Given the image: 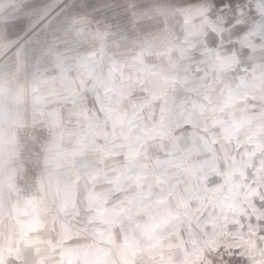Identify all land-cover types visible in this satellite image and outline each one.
I'll list each match as a JSON object with an SVG mask.
<instances>
[{"label":"rangeland","instance_id":"374dc122","mask_svg":"<svg viewBox=\"0 0 264 264\" xmlns=\"http://www.w3.org/2000/svg\"><path fill=\"white\" fill-rule=\"evenodd\" d=\"M213 3L0 0V264H264V0Z\"/></svg>","mask_w":264,"mask_h":264},{"label":"built area","instance_id":"2783aa9c","mask_svg":"<svg viewBox=\"0 0 264 264\" xmlns=\"http://www.w3.org/2000/svg\"><path fill=\"white\" fill-rule=\"evenodd\" d=\"M46 136V130L24 124L18 131L19 150L17 151L18 164L12 168L17 187L23 195H34L41 189L42 154L30 142L40 143ZM41 178V179H40Z\"/></svg>","mask_w":264,"mask_h":264},{"label":"crops","instance_id":"0c3cea01","mask_svg":"<svg viewBox=\"0 0 264 264\" xmlns=\"http://www.w3.org/2000/svg\"><path fill=\"white\" fill-rule=\"evenodd\" d=\"M4 54L0 48V72L3 68H7V64L5 61V57L7 54H5V55ZM6 99L8 101H11L13 105L18 103L16 108H12V110H10L11 108L9 105L5 108L6 110H10V112L8 111L9 117H7L8 118L7 122H9V124L11 126H14V128L16 127V129H17L24 120L23 115H25L24 113L26 112V106L24 104L25 97L23 96L21 90L19 89V90H14L13 92L7 94ZM0 110H1V97H0ZM32 113L35 114L36 112L32 111ZM1 120H2V117H1V113H0V121ZM15 132H16V130H15ZM50 157L51 156H49V158L46 157V159L50 160L51 159ZM48 184H49V181L47 182L46 186H48ZM46 201H47V199H46Z\"/></svg>","mask_w":264,"mask_h":264},{"label":"snow or ice","instance_id":"6c2138e0","mask_svg":"<svg viewBox=\"0 0 264 264\" xmlns=\"http://www.w3.org/2000/svg\"><path fill=\"white\" fill-rule=\"evenodd\" d=\"M235 6V13L233 11ZM211 8L215 11L216 20L223 24H226L229 17H233L238 21V17L243 14V9L237 3V0H214Z\"/></svg>","mask_w":264,"mask_h":264}]
</instances>
